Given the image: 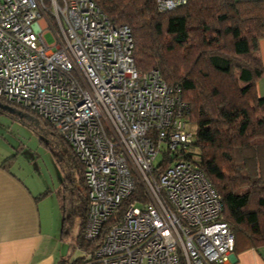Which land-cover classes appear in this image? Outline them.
Here are the masks:
<instances>
[{
	"label": "built area",
	"instance_id": "obj_1",
	"mask_svg": "<svg viewBox=\"0 0 264 264\" xmlns=\"http://www.w3.org/2000/svg\"><path fill=\"white\" fill-rule=\"evenodd\" d=\"M132 47L93 0H0V97L49 123L82 165L93 246H77L79 264H231L220 195L188 157L189 105L136 68Z\"/></svg>",
	"mask_w": 264,
	"mask_h": 264
},
{
	"label": "trees",
	"instance_id": "obj_2",
	"mask_svg": "<svg viewBox=\"0 0 264 264\" xmlns=\"http://www.w3.org/2000/svg\"><path fill=\"white\" fill-rule=\"evenodd\" d=\"M93 2L110 21L130 28L138 70L155 68L167 84L180 87L189 105L187 121L196 126L188 157L220 195L234 252L264 245V97L256 91V81L264 76L257 54L264 38V0H186L166 11H158L155 0ZM20 111L41 119L31 110ZM70 149L72 174L62 182L61 193L78 201L63 216L62 237L76 214L75 245L88 249L92 243L82 238L87 213L83 168Z\"/></svg>",
	"mask_w": 264,
	"mask_h": 264
},
{
	"label": "crops",
	"instance_id": "obj_3",
	"mask_svg": "<svg viewBox=\"0 0 264 264\" xmlns=\"http://www.w3.org/2000/svg\"><path fill=\"white\" fill-rule=\"evenodd\" d=\"M257 54L264 63V38L258 41ZM256 91L264 97V76L256 81ZM13 108L9 111L24 117L23 122L27 120V113ZM62 143V164L59 161L57 166L42 163L37 148L33 151L34 148L20 145L0 147V264L68 261L60 254L65 240L62 220L77 203L73 199L68 209L69 198L61 193L62 182L72 174L73 155L70 147ZM231 264H264V245L234 252Z\"/></svg>",
	"mask_w": 264,
	"mask_h": 264
},
{
	"label": "rangeland",
	"instance_id": "obj_4",
	"mask_svg": "<svg viewBox=\"0 0 264 264\" xmlns=\"http://www.w3.org/2000/svg\"><path fill=\"white\" fill-rule=\"evenodd\" d=\"M45 39L47 42H50V35L46 34ZM21 117L16 112H11L0 106V147L2 148L4 145H20L22 147L34 148L33 151L37 148L36 152L43 159V161L40 160L42 163L48 162V165H52L53 163L57 166L58 162H61L59 151L62 150L61 146H63L60 137L50 130L41 119L28 116V118H25L27 120L23 122L24 117L22 119ZM189 129L195 136L196 126L194 123H189ZM74 201L77 203L76 197ZM67 206L70 209V201H67ZM68 211L72 212L71 210ZM78 232V219L76 214H72L69 233L63 241V245L60 246V254L69 261L80 256V251L74 244Z\"/></svg>",
	"mask_w": 264,
	"mask_h": 264
},
{
	"label": "water",
	"instance_id": "obj_5",
	"mask_svg": "<svg viewBox=\"0 0 264 264\" xmlns=\"http://www.w3.org/2000/svg\"><path fill=\"white\" fill-rule=\"evenodd\" d=\"M0 106L2 108H7L8 110H11V111L14 110L13 106H11V105H9L7 103H2L1 101H0Z\"/></svg>",
	"mask_w": 264,
	"mask_h": 264
}]
</instances>
